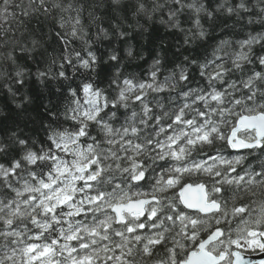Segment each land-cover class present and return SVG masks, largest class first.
Returning a JSON list of instances; mask_svg holds the SVG:
<instances>
[{"label": "snow or ice", "instance_id": "6c2138e0", "mask_svg": "<svg viewBox=\"0 0 264 264\" xmlns=\"http://www.w3.org/2000/svg\"><path fill=\"white\" fill-rule=\"evenodd\" d=\"M185 3L191 22L202 25L200 5ZM0 5L10 14L5 0ZM53 7L67 13L55 21L65 45L59 68L74 56L92 71L99 58L80 15L67 0ZM134 10L143 15L148 6ZM76 41L83 47L72 52ZM256 44L250 36L222 37L210 59L185 57L163 81L155 70L148 81L114 72L106 87L89 78L62 89L64 121L49 130L47 147L18 139L0 149V157L19 150L7 166L0 163V264H248L231 246L264 250V201L258 214L236 202L246 185H264V56L256 60L261 70L246 67ZM7 61L17 64L13 51ZM192 68L203 86L189 87ZM14 72L19 78L20 68ZM177 84L180 102H165L159 94ZM244 154H255L259 172L241 167ZM158 246L164 260L151 259Z\"/></svg>", "mask_w": 264, "mask_h": 264}, {"label": "clouds", "instance_id": "9594fccd", "mask_svg": "<svg viewBox=\"0 0 264 264\" xmlns=\"http://www.w3.org/2000/svg\"><path fill=\"white\" fill-rule=\"evenodd\" d=\"M59 0H5L10 8V14L5 15L0 11V48L5 45L13 50L27 54L28 60L33 64L47 65V79L39 75V68L34 73L38 81V89L29 94L26 89L25 80L30 78L27 69L20 68L18 64H12L15 68H20V77L18 78L13 71L5 69L4 63L7 61V53L9 51H0V84L6 90V95L0 92V149L14 143L18 139L25 140L29 147L38 145L41 138L47 139L49 130L54 124H62L64 121L63 111L60 109L59 100L63 96L62 89L68 84L77 80L91 78L96 83L98 78L100 83L104 80L100 78L98 69L99 63L92 65V71L79 67V61H75L70 66L72 75H66L61 80L56 72L51 71L48 61L55 57L56 63H61L59 55L55 53L57 48L49 51L48 45L53 44V34L57 36L55 30V21L57 15H67L64 13H55L54 5ZM146 3L147 12L143 14L148 21H152L155 16L159 15L161 23L168 28L178 29L183 33V40H175L174 42H166L164 39L153 36L149 33L151 25L145 26L139 23V19L134 24L127 23L125 18L120 15L121 8L125 4V0H67L72 5V14L77 13L83 19L87 20V24L82 22L85 34L91 38L92 43H100L101 40L112 41V47L107 49V56L103 59V63L108 65L112 56H116V61L108 65L114 68V72L120 76L138 75L137 69L143 71V66L139 63L145 61V57H151L149 72L155 70L161 73L164 62L175 63L178 57H182L180 63L184 62L185 57L191 58L200 53L207 52V49L213 46V43L222 37H229L235 42L234 37L243 33L246 37H253L257 44L255 50L249 52L252 69H255L256 60L260 56H264V0H192L201 7L200 20L202 25H191L187 28L181 27L180 15L188 13L185 0H130L129 10L132 17L138 18L140 14L134 10V6L139 3ZM180 4V8H174V5ZM13 5H20L19 8H12ZM4 5H0L3 9ZM47 7L48 11L41 9ZM27 8L28 16L21 13ZM170 14L172 19H170ZM167 19H164V16ZM188 20L192 17L188 15ZM8 25L5 26L4 22ZM108 26L105 27L104 25ZM31 25V27H29ZM206 25V26H205ZM259 30H255V29ZM90 30V32L88 30ZM138 30L140 35L144 37L143 43L138 42L136 46L132 44V30ZM205 36H198L194 33L201 30ZM14 33L13 35H8ZM148 34V35H145ZM35 41V42H34ZM124 42V54L117 50L119 42ZM199 42V43H198ZM148 45L147 48L144 45ZM163 46V47H161ZM72 52L78 51L75 47ZM147 63V61H145ZM191 68V64L189 65ZM193 69V68H192ZM65 70L60 68L59 71ZM237 74H240L237 72ZM195 79V76H193ZM189 84L192 80H189ZM97 84V83H96ZM19 85L20 87H17ZM181 85L177 84L175 93H179ZM51 117V121L48 119ZM245 159L241 161V167L250 170L253 163L260 164V160L254 159L250 162V158L255 154H244ZM243 197V199H240ZM254 197L255 202L264 201V185L253 186L249 188L247 185L238 193V200H247ZM236 201V202H237ZM253 202V201H252ZM247 206V205H246ZM249 211H251L249 209ZM235 223V221H234ZM140 264H144L143 260Z\"/></svg>", "mask_w": 264, "mask_h": 264}, {"label": "trees", "instance_id": "16d2710c", "mask_svg": "<svg viewBox=\"0 0 264 264\" xmlns=\"http://www.w3.org/2000/svg\"><path fill=\"white\" fill-rule=\"evenodd\" d=\"M129 2L130 0H125V4L122 6L121 8V12L120 15L125 18L127 23H131L134 24L136 22L137 19H139V23L141 25H151L149 28V33L152 34L153 36L159 37L161 39H164L166 42H174L175 40H180L182 42L183 40V33H181L178 29H172V28H168L164 23H161V18L159 15L155 16V18L152 21H148L146 17H144L142 14L138 17V18H134L132 17L131 14V10H129ZM74 15V14H73ZM188 15H190L189 13H182L180 15V22H181V27L182 28H187L191 25V21L188 20ZM164 19H167V16H164ZM82 22L84 24H87V20L83 19ZM5 26H10L8 25L7 21L4 22ZM105 27H107L108 25L105 24ZM206 26V25H205ZM29 27H31V25H29ZM55 30L57 31L58 28L55 25ZM88 30V29H86ZM255 30H259L258 28ZM90 32V30H88ZM14 33H9L8 35H13ZM148 35V34H145ZM231 33H229V37H231ZM92 39H95L94 37H91ZM246 38V35L243 33H239L237 34L234 39L239 40V39H244ZM129 39H131L132 44L134 46H136L138 44V42L143 43L144 37L140 35L138 30L133 29L132 30V37H130ZM218 41V39L213 43V45ZM53 44L48 45L49 51H53V48H57L58 51L55 53L56 55H59L60 53H63L65 45L62 44L59 39L55 36V34H53ZM112 41L110 40H101L100 43H92L91 44V50L94 51L97 56H99L101 58V64H100V68L97 70L100 78H102L104 80V83H100V79L98 78L97 80V85H99L100 87H106L108 80L112 77L113 73H114V68H109L108 65L112 64L113 62L109 61L108 65L104 64L102 61L103 59L107 56V49L112 47ZM199 43V42H198ZM75 47L78 51L81 50V48L83 47L82 43L79 41L74 42L73 44H71L69 46V50H71V48ZM124 42L121 41L119 42L118 45V51L121 53V55L124 54ZM145 48L148 47V45H144ZM163 47V46H161ZM211 50L212 47L207 49V52L204 53H200L199 57L200 59H203L205 55L208 56V58H211ZM0 51H13V55L17 58V64L20 66V68L23 69H27L30 73H32V75H30V78L25 80V84L28 86L26 91L31 94L34 91H36L38 89V81L36 80V77L34 75V73L37 71V69L39 68V70H47V65L45 64H33L30 60H28L27 58V54L25 53H21L18 50H13L11 48H9L8 46L4 47V48H0ZM82 55H86L85 53L82 52ZM151 57H145V61H147V63L145 61H140L139 63L143 66V71H140L139 69H137V77L142 80V81H148L150 79L149 76V65L151 63ZM180 60H182V57H178L177 60L175 61V63H169V62H164V66L162 67L161 73L158 74V78L159 80L163 81L164 78L169 75L170 70H174L176 65L180 63ZM5 69L9 71V74H11V72H13L15 70V66H13L11 64V62L6 61L3 62ZM48 65H51L52 71L58 73L60 68H59V63H56L54 65L51 64V60L48 61ZM247 68H252L251 65H247ZM255 69L256 70H261V66L257 63L255 65ZM65 71L67 75H72L71 69L70 67H68L66 65L65 67ZM190 79L192 80V83L189 84V87H197L199 86H203L204 85V80L199 76L198 71L193 68L190 70ZM240 74H237V76H239ZM193 76H195V79H193ZM121 78H123V76H121ZM89 79V78H86ZM74 83H73V87H75L76 85H78L80 83L81 80H77L74 77ZM17 87H20L19 85H17ZM187 90V89H184ZM0 92H3L5 95L6 90L3 89L2 84H0ZM66 95V91L64 93ZM152 95H156V94H152ZM152 95L149 96V99L152 98ZM159 96L163 97L165 102H167V97L168 96H172L173 98L176 99V103H179V98L177 97V93L175 92H165V93H161L159 94ZM59 104H60V109L61 111H63V104H64V99L63 96L60 97L59 100ZM121 111H123V109H121ZM51 121V117L48 118ZM121 122H122V118H121ZM70 123V122H69ZM66 127L68 126L67 124L65 125ZM118 126V125H117ZM93 134L95 135V132H93ZM50 144L49 141H47L46 137L45 138H41V141L38 145H33L32 147H35L36 149H39L42 146L47 147ZM55 151V149H53ZM19 152L18 149H14V150H10L9 154L7 156H3L0 157V163H4L5 166L8 165L10 159L12 158L13 155H17ZM214 154V153H213ZM225 155H227V153H225ZM254 160L253 157L250 158V162H252ZM252 168H254L257 172L260 171V167L259 164L257 163H253ZM243 174V173H241ZM144 190H148V189H144ZM256 198L254 197H249L247 198V200H238L237 204L238 205H247L248 209H250L253 213L258 214L259 213V203L260 202H256L253 203L252 201H255ZM67 210V209H65ZM247 218V217H246ZM79 219H85L87 221L91 220V216H83V214L81 215V217H79ZM236 227V222L233 223L231 225L232 229H235ZM140 233L143 235L144 234V230H139ZM228 237V232H227V226H226V230H225V239H227ZM233 238H235V235L233 234ZM62 242V241H61ZM0 243H2V241H0ZM0 255H3V251L0 250ZM166 258V253L164 252L163 247L158 246L155 250H154V254L152 256L151 259L153 260H164Z\"/></svg>", "mask_w": 264, "mask_h": 264}, {"label": "water", "instance_id": "95a60500", "mask_svg": "<svg viewBox=\"0 0 264 264\" xmlns=\"http://www.w3.org/2000/svg\"><path fill=\"white\" fill-rule=\"evenodd\" d=\"M243 149L240 150H233L235 152L242 151ZM242 260L248 262V264H260L264 263V255H259L257 257L253 258H247V257H241ZM235 261V260H234Z\"/></svg>", "mask_w": 264, "mask_h": 264}, {"label": "rangeland", "instance_id": "374dc122", "mask_svg": "<svg viewBox=\"0 0 264 264\" xmlns=\"http://www.w3.org/2000/svg\"><path fill=\"white\" fill-rule=\"evenodd\" d=\"M70 159V157H68ZM259 239V242L261 243H264V238H258ZM241 249H244V250H261L260 247H259V244H256V245H253L252 247H247V246H244L242 244V246L240 247Z\"/></svg>", "mask_w": 264, "mask_h": 264}]
</instances>
